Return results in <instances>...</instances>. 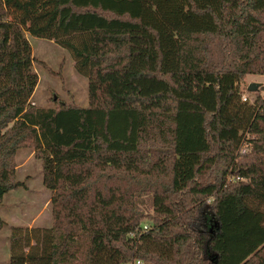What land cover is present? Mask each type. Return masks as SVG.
I'll list each match as a JSON object with an SVG mask.
<instances>
[{
    "label": "trees",
    "instance_id": "1",
    "mask_svg": "<svg viewBox=\"0 0 264 264\" xmlns=\"http://www.w3.org/2000/svg\"><path fill=\"white\" fill-rule=\"evenodd\" d=\"M28 35L71 52L87 107L34 104ZM249 74L264 75V0H0V208L31 148L53 216L13 227L10 264H264Z\"/></svg>",
    "mask_w": 264,
    "mask_h": 264
},
{
    "label": "rangeland",
    "instance_id": "2",
    "mask_svg": "<svg viewBox=\"0 0 264 264\" xmlns=\"http://www.w3.org/2000/svg\"><path fill=\"white\" fill-rule=\"evenodd\" d=\"M32 49L34 69L38 73L39 83L35 90L33 102L39 107H58L61 103H69L87 107L89 105V81L75 67L71 52L55 41L28 35ZM260 83L256 92H250L248 86ZM242 95H248L251 103L264 97V75L249 74L241 81ZM56 98V100H55ZM251 151L249 142L238 149L239 158ZM17 178L22 183L15 190L5 194L0 215L5 221L0 230V264H10V235L13 227L50 228L53 223L52 191L43 183V167L41 160L35 157L31 148L20 149L16 157ZM149 197L142 196L146 205L140 206L152 214ZM152 216V215H151ZM145 217L143 224L153 221ZM132 260L135 264H154L148 260Z\"/></svg>",
    "mask_w": 264,
    "mask_h": 264
},
{
    "label": "water",
    "instance_id": "3",
    "mask_svg": "<svg viewBox=\"0 0 264 264\" xmlns=\"http://www.w3.org/2000/svg\"><path fill=\"white\" fill-rule=\"evenodd\" d=\"M260 87V83L253 82L248 86L250 92H256Z\"/></svg>",
    "mask_w": 264,
    "mask_h": 264
},
{
    "label": "built area",
    "instance_id": "4",
    "mask_svg": "<svg viewBox=\"0 0 264 264\" xmlns=\"http://www.w3.org/2000/svg\"><path fill=\"white\" fill-rule=\"evenodd\" d=\"M242 99L245 102H251V98L248 95H242ZM144 228L147 229L148 228V225H145ZM138 263H140V260H138ZM127 264H135V263L134 262H129Z\"/></svg>",
    "mask_w": 264,
    "mask_h": 264
}]
</instances>
